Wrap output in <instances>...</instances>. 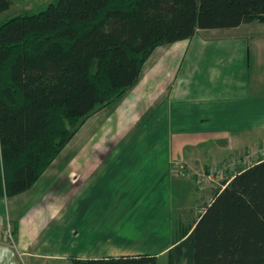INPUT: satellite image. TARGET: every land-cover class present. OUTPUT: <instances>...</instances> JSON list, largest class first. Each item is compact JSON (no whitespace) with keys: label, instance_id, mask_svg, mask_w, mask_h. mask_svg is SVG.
Returning a JSON list of instances; mask_svg holds the SVG:
<instances>
[{"label":"crops","instance_id":"obj_1","mask_svg":"<svg viewBox=\"0 0 264 264\" xmlns=\"http://www.w3.org/2000/svg\"><path fill=\"white\" fill-rule=\"evenodd\" d=\"M205 31L158 47L138 83L88 118L29 190L0 198V225L14 233L0 239V264L162 256L181 240L189 226L179 223L167 244L159 227L192 188V171L264 138V31L247 43Z\"/></svg>","mask_w":264,"mask_h":264},{"label":"trees","instance_id":"obj_2","mask_svg":"<svg viewBox=\"0 0 264 264\" xmlns=\"http://www.w3.org/2000/svg\"><path fill=\"white\" fill-rule=\"evenodd\" d=\"M11 0H0V13ZM264 22V0H57L0 22V198L29 190L160 46ZM167 264H264V158L213 192ZM142 254L71 264H161Z\"/></svg>","mask_w":264,"mask_h":264},{"label":"rangeland","instance_id":"obj_3","mask_svg":"<svg viewBox=\"0 0 264 264\" xmlns=\"http://www.w3.org/2000/svg\"><path fill=\"white\" fill-rule=\"evenodd\" d=\"M12 1V0H11ZM57 0H13L12 5L9 8V10L1 12L0 13V22L10 19L16 15L22 14L27 11H37L39 9H44L47 7L50 3L56 2ZM31 10H30V9ZM263 32L264 31V25H260L259 22L251 23L248 25H244L240 29L236 30L235 28L233 29H224V30H219V29H209L206 30L208 34H221L220 36L222 37H236V39H245V42H249L259 39L260 37H257L258 32ZM214 32V33H213ZM249 36H245V35ZM225 40V39H224ZM230 45V44H228ZM232 48L236 47H230L222 49V53L225 54H230L232 51ZM255 53V49L253 47V43L251 44V55ZM250 55V51L248 50V47H246V66L251 60L252 63V58ZM262 55H264V51H262ZM243 62H239L241 64ZM239 65L238 63H236ZM211 108L213 106H210ZM217 109V108H216ZM216 124L215 122H213ZM246 124L247 122L244 121L242 122ZM263 140L259 143L261 144L264 141ZM151 139L144 138L142 143L140 145H145L146 147L149 146ZM77 140L73 142L72 145H78ZM162 140H158V144H161ZM163 143V142H162ZM134 144V143H133ZM164 144V143H163ZM258 144V143H257ZM74 145V146H75ZM256 145V144H255ZM252 148V146H246L242 149L241 152H239L237 155H235L233 158L230 159H224L223 162L216 163V165H211L208 168L200 169V170H195L192 171L193 173L195 172L193 176V181H192V188L189 189L188 193L186 196H182V198L179 200V208L174 209L172 211V215L170 216H165V221H166V226L163 227V233L161 231L162 227H159V234L158 236H162L164 238V242L168 241L171 239L172 241L178 236V226L179 223L183 224L182 226H190L194 223V221L197 219V217L202 213L203 209L206 207V204L209 203L213 197V192L220 188L223 185V182L225 180H228L231 175L235 172H238L255 162L261 160L264 158L262 155H256L253 157L252 160L245 159L246 156L244 157L243 154H247L248 151ZM227 165L226 169L224 171L218 170L219 165ZM182 165V164H181ZM177 170L183 171H188V167L182 166L180 167L179 165ZM185 167V168H184ZM185 195V194H184ZM171 224V228L168 227L167 225ZM153 228L156 229L157 227L153 225ZM152 229V226L148 227V231ZM136 236H140L142 240V234H135ZM156 235V234H155ZM147 243V242H146ZM139 244H145V242H139ZM167 244V243H166ZM145 246L139 245L140 250L142 251H153L154 249L150 246ZM152 245V243H151ZM160 262L161 264H167V255H162L160 256Z\"/></svg>","mask_w":264,"mask_h":264},{"label":"built area","instance_id":"obj_4","mask_svg":"<svg viewBox=\"0 0 264 264\" xmlns=\"http://www.w3.org/2000/svg\"><path fill=\"white\" fill-rule=\"evenodd\" d=\"M256 155H262L264 156V141L261 144H257L255 146H253L247 154H243V156L248 159V160H252L253 157H255ZM227 165H219L218 166V170L220 171H224L226 169ZM0 239L3 240H8L10 242H13L14 240V233H13V229L10 226H4V225H0Z\"/></svg>","mask_w":264,"mask_h":264}]
</instances>
